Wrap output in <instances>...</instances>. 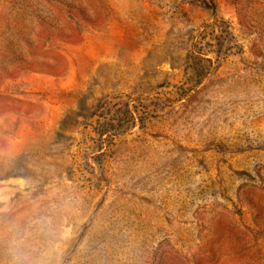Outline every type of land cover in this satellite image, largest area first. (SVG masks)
Instances as JSON below:
<instances>
[{"label":"rangeland","instance_id":"obj_1","mask_svg":"<svg viewBox=\"0 0 264 264\" xmlns=\"http://www.w3.org/2000/svg\"><path fill=\"white\" fill-rule=\"evenodd\" d=\"M0 264H264V0H0Z\"/></svg>","mask_w":264,"mask_h":264}]
</instances>
